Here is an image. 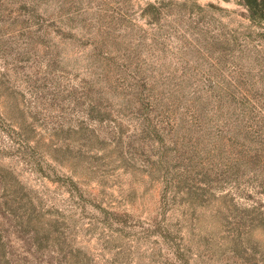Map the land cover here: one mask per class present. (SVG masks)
Segmentation results:
<instances>
[{"label": "rangeland", "instance_id": "1", "mask_svg": "<svg viewBox=\"0 0 264 264\" xmlns=\"http://www.w3.org/2000/svg\"><path fill=\"white\" fill-rule=\"evenodd\" d=\"M0 264H264V22L0 0Z\"/></svg>", "mask_w": 264, "mask_h": 264}, {"label": "trees", "instance_id": "2", "mask_svg": "<svg viewBox=\"0 0 264 264\" xmlns=\"http://www.w3.org/2000/svg\"><path fill=\"white\" fill-rule=\"evenodd\" d=\"M247 8L250 18L255 22H264V0H240Z\"/></svg>", "mask_w": 264, "mask_h": 264}]
</instances>
